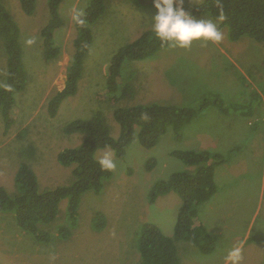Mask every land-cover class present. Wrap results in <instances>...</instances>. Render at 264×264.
Segmentation results:
<instances>
[{
    "label": "rangeland",
    "instance_id": "rangeland-1",
    "mask_svg": "<svg viewBox=\"0 0 264 264\" xmlns=\"http://www.w3.org/2000/svg\"><path fill=\"white\" fill-rule=\"evenodd\" d=\"M144 1V0H143ZM203 0H183V8ZM20 29L22 57L27 72L24 88L14 93L13 122L7 133L0 110V186L9 195L17 191L15 173L26 162L37 177L40 190L72 182V166L57 161V153L78 145L81 133L65 134L63 126L77 118L101 111L110 133L116 137L119 125L113 116L117 106L147 103L196 108L203 98L214 99L227 112L212 104L182 127V138L174 139L168 127L152 148L139 143L137 131L123 158L111 147L99 148L95 158L112 152L116 167L99 193L81 196L77 225L68 238L56 237L38 243L21 230L10 213H0V264H139L137 231L150 222L172 236L181 199L177 193L148 200L153 182L167 179L172 172L192 167L170 155L172 150L213 148L228 157L215 172L216 193L198 205L197 216L206 223L214 239L210 252L194 241L174 240L179 264H230L225 258L234 247L242 253L240 264H264V45L247 36L228 38L220 31L219 42L196 40L181 48L166 43L152 56L122 62L113 91L106 88L108 64L119 48L152 29L148 22L157 11L139 0H107L103 13L90 24L92 40L78 79L77 91L64 98L55 114H47L49 98L63 88L65 72L74 52L76 37L73 15L90 0H62V24L53 31L60 47L50 61L43 57L40 30L48 19L47 0H36L32 15H26L19 0H3ZM220 20L207 13L193 15ZM31 41V43H29ZM6 56L0 39V83L4 79ZM130 90L123 92V86ZM127 88V87H126ZM115 101V103L113 102ZM248 106L241 115L234 105ZM30 144L28 158L21 149ZM149 157L154 166L146 169ZM66 199L59 202L55 223L66 224ZM102 212L105 225L92 227V218Z\"/></svg>",
    "mask_w": 264,
    "mask_h": 264
},
{
    "label": "trees",
    "instance_id": "trees-1",
    "mask_svg": "<svg viewBox=\"0 0 264 264\" xmlns=\"http://www.w3.org/2000/svg\"><path fill=\"white\" fill-rule=\"evenodd\" d=\"M36 0H19L21 10L26 15H32ZM62 0H47L48 19L40 30L45 61L55 59L60 53V47L55 43L53 31L62 24L59 15V4ZM107 0H90L83 10L84 23L74 20L76 37L73 40L74 52L70 57L65 72L64 86L54 93L46 104L47 114L55 116L61 101L77 91V81L82 73L83 58L87 53L92 34L90 24L98 18L105 9ZM192 15L207 13L210 17L220 20L219 30L226 26L228 38L237 41L247 36L264 45V0H203L185 9ZM0 39L3 41L6 66L3 81L0 83V110L4 123V133H7L13 122L14 93L24 88L27 72L22 57L20 29L17 21L0 0ZM152 31L146 29L137 39L124 44L112 56L108 64L106 88L113 91L122 62L140 60L152 56L166 45ZM127 87V88H126ZM130 90L129 85L123 86V92ZM115 103V101L113 100ZM217 104L219 112L226 114L220 103L214 99L203 98L196 108L177 106L173 104L147 103L137 105L117 106L113 116L119 125L116 137L110 133V127L101 111H96L88 118L73 119L63 126L65 134H83L81 142L74 147H67L57 153V161L63 166H72L73 180L66 185L40 190L37 177L31 167L22 162L19 164L14 179L17 191L9 195L0 186V213H10L18 227L31 235L38 243L48 242L56 237L68 238L77 225L78 207L81 196L87 192L99 193L111 176V170H104L94 154L99 148L111 147L118 158H123L127 146L134 140L135 132L139 143L145 148H152L160 137L171 127L174 139L183 136L182 127L205 107ZM248 106L234 105L232 109ZM228 115V114H227ZM30 158L34 154L32 145L27 144L21 149ZM171 156L180 159L192 168L190 170L174 171L167 179L153 182L148 192L150 203L169 192L177 193L181 199L180 208L174 224L172 236L165 235L153 223H141L137 231V250L139 264H179L174 240L186 239L194 241L204 252L213 249V238L205 227L198 223V205L207 201L216 192L214 169L226 162L217 151L199 149L172 150ZM155 158L146 160V169L154 166ZM66 199V224L55 223L59 213V202ZM105 225L102 212H97L92 218V227L100 230Z\"/></svg>",
    "mask_w": 264,
    "mask_h": 264
},
{
    "label": "clouds",
    "instance_id": "clouds-1",
    "mask_svg": "<svg viewBox=\"0 0 264 264\" xmlns=\"http://www.w3.org/2000/svg\"><path fill=\"white\" fill-rule=\"evenodd\" d=\"M139 2H148L139 0ZM157 10L153 14L149 23L152 31L162 41L172 46L186 48L191 46L193 41H213L219 42L223 38V33L217 24L211 19L196 18L183 8V0H153ZM83 11H76L73 19L78 24H83ZM31 43V41H29ZM99 164L104 170H113L116 165L112 152H105L99 160ZM230 264H240L242 253L239 247L232 248L225 258Z\"/></svg>",
    "mask_w": 264,
    "mask_h": 264
},
{
    "label": "crops",
    "instance_id": "crops-1",
    "mask_svg": "<svg viewBox=\"0 0 264 264\" xmlns=\"http://www.w3.org/2000/svg\"><path fill=\"white\" fill-rule=\"evenodd\" d=\"M224 115H227V114H224ZM206 150V149H205ZM209 150L210 151H216L215 149H213V148H209ZM224 164V163H223ZM219 166V165H218ZM218 166H216L215 167V169H214V176H215V172L217 171V169H218ZM215 180V179H214ZM217 190V189H216ZM216 193V192H215ZM214 193V194H215ZM198 223H201L204 227H205V229H206V231L211 235V231H210V229L206 226V223L203 221V219H201L200 218V220L198 219V216H197V218L195 219Z\"/></svg>",
    "mask_w": 264,
    "mask_h": 264
},
{
    "label": "water",
    "instance_id": "water-1",
    "mask_svg": "<svg viewBox=\"0 0 264 264\" xmlns=\"http://www.w3.org/2000/svg\"><path fill=\"white\" fill-rule=\"evenodd\" d=\"M148 2H150L151 0H147Z\"/></svg>",
    "mask_w": 264,
    "mask_h": 264
}]
</instances>
